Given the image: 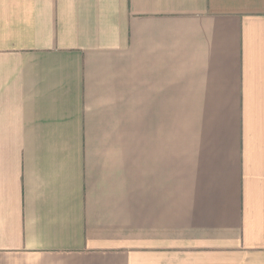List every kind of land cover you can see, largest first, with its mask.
<instances>
[{"label":"crops","instance_id":"obj_1","mask_svg":"<svg viewBox=\"0 0 264 264\" xmlns=\"http://www.w3.org/2000/svg\"><path fill=\"white\" fill-rule=\"evenodd\" d=\"M0 264H264V0H0Z\"/></svg>","mask_w":264,"mask_h":264}]
</instances>
